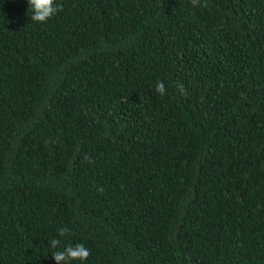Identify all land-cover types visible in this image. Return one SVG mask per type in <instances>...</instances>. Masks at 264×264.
I'll return each instance as SVG.
<instances>
[{"label": "trees", "instance_id": "16d2710c", "mask_svg": "<svg viewBox=\"0 0 264 264\" xmlns=\"http://www.w3.org/2000/svg\"><path fill=\"white\" fill-rule=\"evenodd\" d=\"M57 3L0 0V264H264V0Z\"/></svg>", "mask_w": 264, "mask_h": 264}, {"label": "clouds", "instance_id": "9594fccd", "mask_svg": "<svg viewBox=\"0 0 264 264\" xmlns=\"http://www.w3.org/2000/svg\"><path fill=\"white\" fill-rule=\"evenodd\" d=\"M198 2L199 0H191L194 7L198 6ZM28 5L32 12L31 20L41 24L47 22L58 12L63 10V5L58 4L57 0H28ZM178 90H184L183 83L178 84ZM155 91L163 96L167 94L168 89L163 81L157 80ZM71 236V230L67 226H63L58 229L59 238H53L48 241L51 248L57 249L56 251L51 252L52 258L56 261V264H71L72 261L84 262L90 257L91 251L85 246V244H73L71 242L63 244L60 239L70 238Z\"/></svg>", "mask_w": 264, "mask_h": 264}]
</instances>
